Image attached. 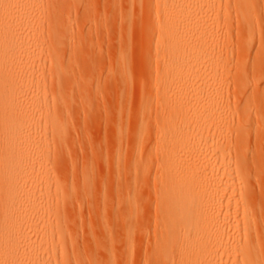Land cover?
<instances>
[{"label":"bare ground","instance_id":"obj_1","mask_svg":"<svg viewBox=\"0 0 264 264\" xmlns=\"http://www.w3.org/2000/svg\"><path fill=\"white\" fill-rule=\"evenodd\" d=\"M60 1L65 0H0V264L84 262L83 247L79 250L78 241H67L66 236L73 231L70 208L81 200L82 187L84 192L88 189L89 174L75 175L71 190H64L55 175L68 140L64 114L70 101L63 93L75 85L64 75L70 73L77 56L72 21L56 13ZM124 1L122 38L127 52L120 60L121 74L129 84L135 80L132 62L138 44L143 47L146 72L139 82L141 111L135 116V132L124 157L128 174L147 179L138 193H125L128 201L122 197L127 208L120 222L129 223L124 242L129 264H135L137 245L149 233V208L143 199L152 192L153 146L161 159L154 194L163 235L154 252L159 264H264V210L256 198L257 188L264 189L263 156L251 164L243 146L247 128L236 119L242 112L225 110L230 100L224 79L232 59L225 54L230 37L221 32L234 7L248 47L251 37L255 40L253 23L263 21L255 12L260 4L252 0ZM252 16L259 20L251 23ZM232 33L228 31L231 37ZM136 34L140 38L132 43ZM263 35L262 31L257 45L264 49ZM71 45L74 49L68 48ZM257 59L255 65L262 63L260 52ZM242 64L239 70L245 69ZM257 75L262 77L264 68ZM242 78L241 85L246 82ZM255 82L253 91L260 87ZM51 85L59 94L53 101L47 93ZM151 109L158 113L161 125L149 124ZM263 119L256 121L259 133L264 130ZM146 149L149 153L144 157ZM121 159L125 160L119 157L113 162ZM72 166L78 174L77 166ZM101 204L106 217L111 204ZM135 224L141 231H135ZM102 243V250L111 252V244ZM112 249L120 264L118 248Z\"/></svg>","mask_w":264,"mask_h":264},{"label":"rangeland","instance_id":"obj_2","mask_svg":"<svg viewBox=\"0 0 264 264\" xmlns=\"http://www.w3.org/2000/svg\"><path fill=\"white\" fill-rule=\"evenodd\" d=\"M252 1L253 3L256 2L257 5L260 4L261 8L256 7H259V11L261 9L262 12L256 11L258 9L255 12H258L263 20H259L258 17L253 18V16H258L254 12L255 15L252 16L251 23L258 19L260 22H255V25L260 23L261 28L259 26L257 32L258 25L255 26L253 23V26L256 27L255 30L252 27L256 35H254L255 40L251 37L253 44L248 42L246 43L247 47L243 42L244 35L242 36L243 33H241V29L242 31L244 29V26L241 28L243 22L238 21L239 15L236 10H233L234 7L230 13L229 24L222 27V31L220 30L223 33L225 30L224 37L225 35L228 36V39L230 37V42L226 45L228 47H225L228 51H225V54H228L232 59L228 60L230 64L228 63L226 67V69L229 68L230 74L227 73L228 76L224 79L230 100V105L225 107V110L228 112L238 110L239 114L242 112L236 119L245 123L247 128L245 132V134L247 133V140L243 146H246L248 150L252 165L255 160L258 161V158H260L259 161L261 160L260 154L263 156L260 167L263 166L264 169V130L259 133L256 127L257 119L264 118V75L262 77L257 75L263 74L264 68V64L262 65L264 63L262 59L264 49L257 45V43L259 44V35H262V31L264 34V0ZM125 5L124 0H120V2L119 0H65L64 3L63 1L57 2L55 6L56 13L61 12L65 19L72 21L71 27L74 43H76L72 45H75V52L77 51L76 59L73 58L70 64V73L64 75L67 79L74 80L75 85L74 90L70 89L63 93L65 98L70 101L64 114L68 140L64 145L63 157L56 167L55 175L58 181L63 184L64 190H71L72 182L76 179L75 175L79 178L89 174L88 189L85 188L84 192L83 187L82 189L79 188L81 189L80 194H82L78 198L81 197V200H75L76 205L73 202V206L70 208L69 226L71 229L73 228V231L66 236L67 241H70V238L73 241H78L79 250L83 247L81 250L83 264H117L115 262L116 255L112 249L115 247L119 251L116 253L122 258L120 264H129L130 253L127 249L128 245L124 244L127 241L128 233L126 225L129 223L126 221L127 224L124 226V222H120L126 216L125 210L128 199H126L125 193L130 191L132 194L138 193L142 184L147 182L146 178L137 179V173H127L129 162L124 158L129 152L131 136L135 132V116L141 111L138 104L140 97L139 82L146 76L141 55L142 44H138L137 54H135L132 62L135 80L129 84L128 78H124L121 74L120 60L122 55L127 52L123 46L125 39L122 38L124 29L122 20L123 17H126V11L123 12ZM137 18L140 19L136 15ZM153 21L155 20L152 19ZM228 27L232 30L230 31ZM228 31L229 33L233 31L232 37L231 34L228 35ZM251 34L253 35L252 32ZM138 38H140L139 34ZM138 38L136 34V39L134 38L132 43H135ZM72 45L68 48L74 49ZM248 49L251 52H248ZM259 52L263 60L262 63L259 62L263 67H261L262 73L257 68L258 63L255 65L258 61ZM229 57L227 59H230ZM255 57H257L256 62L254 61ZM241 62L245 65L243 70L238 69L243 65ZM238 65L239 67H237ZM153 72L156 74L155 68ZM241 76L246 78L245 84L242 83L243 86L240 84ZM255 81H258L260 87L253 91ZM47 93L52 101L59 95L54 85L48 86ZM244 108L246 112L243 114ZM151 113L152 119L149 124L151 126L161 125L156 110L151 109ZM240 117H242V121ZM119 129L122 134H120ZM146 150L144 157L148 156L149 153V150ZM151 150H153V160L150 165L151 175L149 174V177L152 192L151 195L147 192L146 199H143L144 204L148 205L149 208L147 224V233H149L146 240L137 245V251L134 255L135 264H159L154 252L156 245L163 240L161 223L157 218L159 208L154 197L159 185L156 175L157 166L161 163V159L156 156L157 148L153 146ZM257 153H259L258 157L255 155ZM119 157L125 160L121 159L122 161L118 163L117 161L113 162ZM252 157H254L253 160ZM61 160H63L62 163ZM73 164L77 166L78 174L74 171ZM256 195L259 205L261 207L263 205L262 209L264 210V189L257 188ZM123 196L127 201L122 200ZM104 202L111 204V210L105 214L106 217L101 214V206L103 205L101 203ZM103 218H108V220H103ZM134 229L141 231L138 224H135ZM104 241L111 244V252L102 250L101 246Z\"/></svg>","mask_w":264,"mask_h":264}]
</instances>
